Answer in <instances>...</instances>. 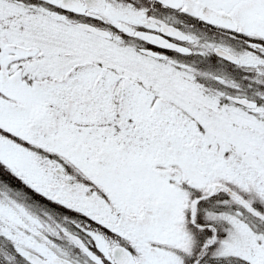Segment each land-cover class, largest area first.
Returning a JSON list of instances; mask_svg holds the SVG:
<instances>
[{
  "label": "snow or ice",
  "instance_id": "1",
  "mask_svg": "<svg viewBox=\"0 0 264 264\" xmlns=\"http://www.w3.org/2000/svg\"><path fill=\"white\" fill-rule=\"evenodd\" d=\"M0 264H264V0H0Z\"/></svg>",
  "mask_w": 264,
  "mask_h": 264
}]
</instances>
